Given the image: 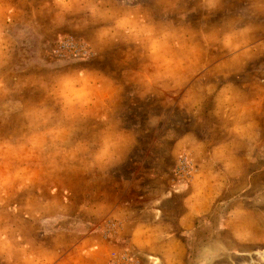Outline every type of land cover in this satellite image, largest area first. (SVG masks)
<instances>
[{"label":"rangeland","instance_id":"374dc122","mask_svg":"<svg viewBox=\"0 0 264 264\" xmlns=\"http://www.w3.org/2000/svg\"><path fill=\"white\" fill-rule=\"evenodd\" d=\"M0 264H264V1L0 0Z\"/></svg>","mask_w":264,"mask_h":264},{"label":"built area","instance_id":"2783aa9c","mask_svg":"<svg viewBox=\"0 0 264 264\" xmlns=\"http://www.w3.org/2000/svg\"><path fill=\"white\" fill-rule=\"evenodd\" d=\"M264 1V0H263Z\"/></svg>","mask_w":264,"mask_h":264}]
</instances>
